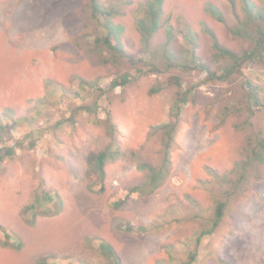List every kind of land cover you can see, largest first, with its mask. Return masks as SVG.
I'll return each instance as SVG.
<instances>
[{
	"label": "rangeland",
	"instance_id": "1",
	"mask_svg": "<svg viewBox=\"0 0 264 264\" xmlns=\"http://www.w3.org/2000/svg\"><path fill=\"white\" fill-rule=\"evenodd\" d=\"M105 1L122 11L110 39L123 53L102 43L105 19L92 16L87 0H0V147L16 150L0 162V264H113L101 241L123 264H264V163L247 166L236 194L226 180L214 194L205 184L208 167L237 178L232 165L264 136V62L244 63L226 80L200 67L221 75L231 62L212 34L237 54L251 46L229 31L237 23L231 3L165 0L147 41L135 19L144 0ZM123 75L128 82L113 87ZM109 121L124 155L109 161L101 188L88 170L108 142ZM169 121L178 124L169 177L152 193H131L146 176L138 161L160 157L151 127ZM42 188L59 194L61 210L23 212ZM217 198L228 202L223 221L197 243Z\"/></svg>",
	"mask_w": 264,
	"mask_h": 264
},
{
	"label": "trees",
	"instance_id": "2",
	"mask_svg": "<svg viewBox=\"0 0 264 264\" xmlns=\"http://www.w3.org/2000/svg\"><path fill=\"white\" fill-rule=\"evenodd\" d=\"M165 0H144L142 6L137 9V11L142 13L135 17L137 27L142 34V38L149 40L150 37L158 31L160 27V18L163 13V4ZM232 7L234 8L237 23L229 27L231 34L237 37H244L251 41V46L247 50H244L242 54H237L234 51L222 46L217 37L212 34L213 46L218 51V55L223 58L230 59L231 62L222 68L221 75H217L215 72L211 71L209 66L201 63L200 67L207 71L208 77L212 79L226 80L234 73L238 72L244 63H254V62H264V9L258 6L253 0H228ZM87 5L92 12V16L95 19L104 18V25L109 31V35H106L102 39V43L108 48L122 52V49L117 45L113 44L110 39V34L114 33L116 26L113 23V18L120 14V7H115L113 2L108 3L105 0H87ZM240 4V11H237V5ZM207 11L215 17V19L223 22L224 16L219 8L214 4L208 3L206 7ZM112 32V33H111ZM169 40H172V26H169L168 30ZM192 39V35H188ZM98 40V39H97ZM129 80L128 75H123L112 81V86H124ZM249 86L251 84L247 82ZM158 88L153 89L150 92L158 91ZM257 91L250 87L249 89V101L251 108H256L259 106L260 102L258 100ZM180 109L177 105V110ZM176 122H164L151 127L150 135H159L161 139L159 159L157 162L152 163L148 161H138V167L146 173L145 180L143 184L137 185L130 189V192L140 191L143 193H152L157 187H159L170 175L171 172V153L174 149L176 143V136L178 133V127ZM3 126L0 124V131ZM106 133L108 135V142L102 150L97 152L91 163L89 164V174H92L98 185L103 188V182L106 177V166L110 160L114 159L117 153L124 155L120 148L117 138L116 127L112 121L106 127ZM118 144V148H117ZM250 154L248 158L243 161L235 162L232 165L230 173H236L241 171L237 178L229 177L226 175H220L215 169L207 168L208 173L211 175L212 180L206 181L205 184L212 183L209 192L214 194V189L217 185L227 181V184L231 186L236 194L237 189L241 187L243 179L246 178L247 166H250L252 162L264 163V136H260L256 143H250ZM16 153L15 148L9 145H4L0 147V162L8 157L14 156ZM238 175V174H237ZM215 180V182H214ZM231 194V196L233 195ZM222 195V193H221ZM228 202L222 199H216L214 211L209 217L208 224L209 227L204 228L199 233L196 238L197 243L201 242V238L212 234L216 228L221 224L225 216V210ZM62 208V200L59 194L55 191H51L42 188L36 192L29 204H27L23 212H29L33 216H46L57 214ZM126 230L132 231L134 228L131 225L125 226ZM142 230H146L142 228ZM7 238H10L6 234ZM9 244L8 241H5ZM99 249L101 253L108 257L113 264H123L119 258V255L115 249L109 243L101 241L99 243ZM38 264H49L44 257L38 259Z\"/></svg>",
	"mask_w": 264,
	"mask_h": 264
}]
</instances>
